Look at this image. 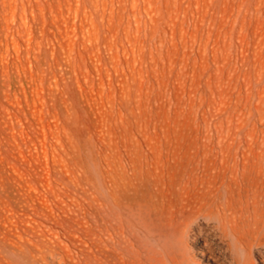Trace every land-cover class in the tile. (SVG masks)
I'll return each mask as SVG.
<instances>
[{
  "label": "bare ground",
  "instance_id": "1",
  "mask_svg": "<svg viewBox=\"0 0 264 264\" xmlns=\"http://www.w3.org/2000/svg\"><path fill=\"white\" fill-rule=\"evenodd\" d=\"M144 1L116 7L113 0H0L5 116L27 102L32 82L49 80L48 65L68 57L73 73L93 86L99 72L103 86L111 69L96 60L90 65L95 55L85 43L87 26L100 29L96 16L103 25L107 20V57L126 84L121 64L130 67L131 51L147 42L143 13L159 11L213 53L214 103L252 120V139H202L186 150L185 163L177 145L165 150L134 137L90 141L73 164L48 167L41 201L30 187L12 199L2 177L0 264H222L225 243L237 264H257L256 255L264 264V0H210L204 11L202 0H166L167 11L159 0ZM68 5L77 13L83 7L78 41ZM153 22L158 36L163 27ZM165 152L177 157L174 163L163 161Z\"/></svg>",
  "mask_w": 264,
  "mask_h": 264
},
{
  "label": "rangeland",
  "instance_id": "2",
  "mask_svg": "<svg viewBox=\"0 0 264 264\" xmlns=\"http://www.w3.org/2000/svg\"><path fill=\"white\" fill-rule=\"evenodd\" d=\"M143 1L140 4L144 7L146 3ZM113 2L116 7L122 2V7H132L131 0ZM159 2L167 11V1ZM207 2L212 3L202 0L200 9L205 8ZM184 4L187 6L188 2L184 1ZM68 6L64 8L65 15L68 12L70 21L77 25L73 40L78 41L81 38L78 22L82 20L83 7L77 13ZM145 12L143 17L146 21L142 24H145L147 42L131 51L130 67L125 62L121 64L122 70L129 74L126 84L121 83L119 72L107 57V52L111 51L104 44L107 20L103 25L102 19L96 16L100 32L96 34L98 30L95 32L87 26L90 31L86 29L89 36L86 39L89 40L85 43L95 55L94 60L89 59V64L96 60L94 65L105 63L111 69L110 77L103 76V86L99 72L93 86L90 80L73 73L67 61L69 57L65 55L67 52L63 49V58H68L60 64H53V67L47 66L48 71L53 70L48 81L32 82L27 102L11 106L8 117L5 116L6 110L0 109V169L3 175L0 174V178L3 177L2 182L9 187L12 199L30 187L34 197L41 201L48 167L73 164L78 151L90 141L112 138L123 143L126 138L134 137L143 142L152 140L165 150L177 145L182 150L178 159L185 163L191 160V154L186 150L192 149L202 139H252V120H244L243 112L223 102L214 103L216 97L210 86L208 68V64L216 65L213 53L207 54L168 17L160 18L159 11L160 16L156 12L152 15L146 12L149 15L146 16ZM180 17L185 15L180 14ZM153 18L160 19L163 29L158 36L163 39L153 33ZM34 30L41 34L39 29L34 27ZM78 48L83 49V45ZM231 90L237 91L235 86H231ZM3 101L5 99L0 98V103ZM176 158L171 152H165L163 161L174 163ZM222 246V264H237L236 255L229 246L226 243ZM255 259L257 264H262L258 255Z\"/></svg>",
  "mask_w": 264,
  "mask_h": 264
}]
</instances>
